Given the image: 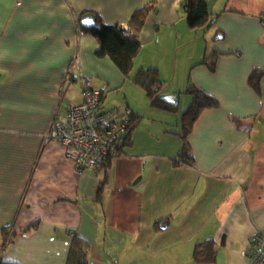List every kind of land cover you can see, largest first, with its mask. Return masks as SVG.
Returning a JSON list of instances; mask_svg holds the SVG:
<instances>
[{"label": "crops", "instance_id": "1", "mask_svg": "<svg viewBox=\"0 0 264 264\" xmlns=\"http://www.w3.org/2000/svg\"><path fill=\"white\" fill-rule=\"evenodd\" d=\"M150 1L0 0V259L66 264L75 235L90 242L89 264H247L251 236L264 233V74L260 90L249 83L255 69L264 73V0H208L219 15L207 30L188 27L183 0H155L140 32L133 74L158 68L172 102L191 84L219 102L189 135L193 164L176 160L180 121L159 108L148 115L145 91L79 27L91 10L129 28ZM213 50L221 54L211 71L201 62ZM80 75L106 86V109L142 115L111 158L103 204L105 166L80 172L45 139L56 111L81 101ZM206 240L215 259L199 263L195 246Z\"/></svg>", "mask_w": 264, "mask_h": 264}, {"label": "trees", "instance_id": "2", "mask_svg": "<svg viewBox=\"0 0 264 264\" xmlns=\"http://www.w3.org/2000/svg\"><path fill=\"white\" fill-rule=\"evenodd\" d=\"M182 4L186 9V22L191 30H207L215 25L219 14L212 16L208 0H183ZM153 10H156L155 0L135 9L127 22L129 28L123 27L119 22L105 23L99 14L91 10L83 12L78 18V23L79 27L84 32L92 34L98 41L99 47L96 50V55L101 58H111L125 78H132L133 81L145 91L152 106L166 111H178L179 104L167 100L162 94L165 83L160 77L158 68L141 67L133 74L134 61L141 51L139 35L146 23L149 13ZM86 13H93L96 15L97 23L94 27L87 28L81 24V17ZM220 54L221 53L217 50H213L211 55L205 58L201 64H207L210 70L214 71L216 60ZM263 74L262 70L255 69L249 77L250 85L257 91L260 90V82ZM185 93L190 94L192 100L182 115L179 129L172 128L171 131L180 135L184 141L183 148L179 152L178 159L176 160L193 164L189 135L201 113L207 109L217 108L219 102L214 96L206 93L194 84L189 85ZM141 119V114L131 112L126 134L119 146L120 149L123 150V147L131 142L132 133L139 126ZM111 158L112 156H108L105 161V177L99 183L96 191V200L100 201L102 204L107 188L108 170L110 168ZM36 225L37 224L34 222L24 230L12 232L11 235L15 237L20 233H28L35 228ZM8 229L9 228H3L5 232ZM6 234H8V232ZM89 249V241L73 235L66 264H89ZM193 255L195 260L199 263L213 262L216 255V248L213 241L206 240L196 244ZM0 264L21 263L0 259Z\"/></svg>", "mask_w": 264, "mask_h": 264}, {"label": "built area", "instance_id": "3", "mask_svg": "<svg viewBox=\"0 0 264 264\" xmlns=\"http://www.w3.org/2000/svg\"><path fill=\"white\" fill-rule=\"evenodd\" d=\"M259 20L264 28V11ZM70 82L68 79L67 83ZM78 84L81 101L68 103L64 116L56 111L45 139L60 142L65 155L83 172L101 168L108 156L122 153L119 146L126 134L131 111L124 107L106 109L103 104L106 86L96 85L94 77L80 75ZM247 264H264V233L260 230L251 236Z\"/></svg>", "mask_w": 264, "mask_h": 264}, {"label": "rangeland", "instance_id": "4", "mask_svg": "<svg viewBox=\"0 0 264 264\" xmlns=\"http://www.w3.org/2000/svg\"><path fill=\"white\" fill-rule=\"evenodd\" d=\"M180 64L182 65V62ZM180 69H181V66H180ZM106 92H107V90H106ZM107 93L109 94V91ZM118 97H121V94ZM176 97H177L176 102H178V104H179V110L178 111H168V112H170V114H172V116L175 118V121H178V120L181 121V118H182L184 111L187 109V107L189 106V104L192 100V96L190 94L185 93V91H184L183 93L176 94ZM139 103L142 104L143 102L141 100H139ZM150 103H151V101L149 100L147 102V105H149ZM117 106H119V105H117ZM150 109L151 110L148 112V115L154 114V112L157 110L156 107H153V106ZM173 127H176V126L174 125Z\"/></svg>", "mask_w": 264, "mask_h": 264}, {"label": "water", "instance_id": "5", "mask_svg": "<svg viewBox=\"0 0 264 264\" xmlns=\"http://www.w3.org/2000/svg\"><path fill=\"white\" fill-rule=\"evenodd\" d=\"M80 22L84 27L91 28L96 25L97 17L93 13H86L81 17Z\"/></svg>", "mask_w": 264, "mask_h": 264}]
</instances>
